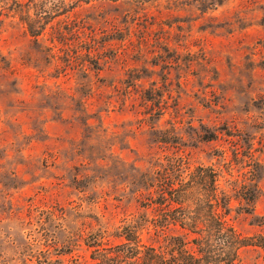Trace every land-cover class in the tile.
I'll use <instances>...</instances> for the list:
<instances>
[{"label": "rangeland", "instance_id": "obj_1", "mask_svg": "<svg viewBox=\"0 0 264 264\" xmlns=\"http://www.w3.org/2000/svg\"><path fill=\"white\" fill-rule=\"evenodd\" d=\"M170 157L264 237V0H0V264H117Z\"/></svg>", "mask_w": 264, "mask_h": 264}, {"label": "trees", "instance_id": "obj_2", "mask_svg": "<svg viewBox=\"0 0 264 264\" xmlns=\"http://www.w3.org/2000/svg\"><path fill=\"white\" fill-rule=\"evenodd\" d=\"M188 168L181 158L170 157L165 165L154 171L147 188L149 204L144 205L154 217L151 221L140 217L123 228L121 238L125 243L109 248L110 252L105 254L107 261L114 260L117 264H232L242 247L255 246L264 251V237L241 239L225 221L230 199L220 191L218 180L214 178L208 182L204 173ZM149 225L160 229L158 232L175 227L178 234L165 236L160 245H146L141 238Z\"/></svg>", "mask_w": 264, "mask_h": 264}]
</instances>
